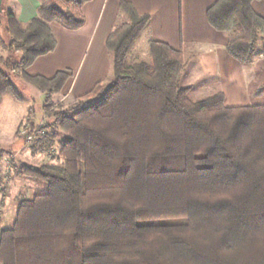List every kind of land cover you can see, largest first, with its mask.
Listing matches in <instances>:
<instances>
[{
	"label": "trees",
	"instance_id": "16d2710c",
	"mask_svg": "<svg viewBox=\"0 0 264 264\" xmlns=\"http://www.w3.org/2000/svg\"><path fill=\"white\" fill-rule=\"evenodd\" d=\"M89 1L39 0L27 22L0 12L9 36L0 18L9 54H0V102L6 93L21 98L13 73L46 94L33 150L57 142L62 161L17 170L47 190L17 199L13 225L0 231V264H264V105L227 106L221 90L192 98L183 49L166 42L150 39V61L130 62L151 23L130 0H120L127 20L106 40L109 82L65 106L52 98L72 69L27 72L56 49L52 23L81 28ZM253 1L216 0L207 10L244 65L264 55V17Z\"/></svg>",
	"mask_w": 264,
	"mask_h": 264
},
{
	"label": "crops",
	"instance_id": "0c3cea01",
	"mask_svg": "<svg viewBox=\"0 0 264 264\" xmlns=\"http://www.w3.org/2000/svg\"><path fill=\"white\" fill-rule=\"evenodd\" d=\"M141 14L149 13L151 23L142 34L146 46L150 39L168 43L174 49H183L187 60L182 82L190 86L194 99L215 91L224 93L227 106L264 105V75L259 70L264 55L254 63L242 64L229 54L230 34L216 30L208 21L207 10L216 0H130ZM39 0H3V7L13 11L23 22L37 14ZM252 7L264 17V0H254ZM84 25L70 30L58 22L52 27L57 36L53 52L40 56L28 68L29 74L52 77L61 69L70 68L68 96L78 97L97 82L110 78L112 59L106 46L110 32L127 20L121 11L120 0H90L82 7ZM252 67V75H248ZM202 80H199V78ZM258 84L252 87V84Z\"/></svg>",
	"mask_w": 264,
	"mask_h": 264
},
{
	"label": "rangeland",
	"instance_id": "374dc122",
	"mask_svg": "<svg viewBox=\"0 0 264 264\" xmlns=\"http://www.w3.org/2000/svg\"><path fill=\"white\" fill-rule=\"evenodd\" d=\"M1 14H3L0 17L3 36L8 41L6 17L4 13ZM261 45L262 42L259 43V46ZM0 54L9 55L1 46ZM129 60L130 62L150 61L146 36H141L137 41ZM28 68L27 72H29ZM252 70V67H248L249 76L252 75ZM259 71L261 75H264V68L258 69ZM11 78L21 98H15L12 94L6 93L0 102V150L2 151L0 159V231L13 225L18 209V198H33L36 194L44 193L47 190L45 183L19 176L17 170L20 166L22 164L40 166L48 161L62 162L58 156L59 146L57 142L45 153L35 154L33 150V145L36 142L33 129L34 127L40 128L44 119L43 105L46 94L34 85L25 82L19 73H13ZM198 78L202 80V78ZM109 80L110 78L104 83L109 82ZM68 85L67 82L61 95L53 96L54 102L62 101L65 106L75 102V97L67 94ZM257 85L254 83L252 87L255 88ZM62 137L63 134L59 133L56 140Z\"/></svg>",
	"mask_w": 264,
	"mask_h": 264
},
{
	"label": "water",
	"instance_id": "95a60500",
	"mask_svg": "<svg viewBox=\"0 0 264 264\" xmlns=\"http://www.w3.org/2000/svg\"><path fill=\"white\" fill-rule=\"evenodd\" d=\"M3 8V0H0V12L2 11Z\"/></svg>",
	"mask_w": 264,
	"mask_h": 264
}]
</instances>
